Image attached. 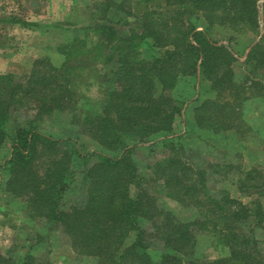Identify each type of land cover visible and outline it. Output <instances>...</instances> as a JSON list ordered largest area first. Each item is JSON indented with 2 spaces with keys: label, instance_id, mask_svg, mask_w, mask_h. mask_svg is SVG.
<instances>
[{
  "label": "trees",
  "instance_id": "trees-1",
  "mask_svg": "<svg viewBox=\"0 0 264 264\" xmlns=\"http://www.w3.org/2000/svg\"><path fill=\"white\" fill-rule=\"evenodd\" d=\"M260 1L104 0L99 21L81 28L83 37L57 48L64 56L60 66L40 57L24 78L0 75V149L9 148L4 190L22 199L31 217L61 231L76 254L94 258L96 264H264L257 243L241 232L250 207L226 193L220 198L211 194L205 171L189 155L193 149L172 140L182 108L167 93L180 80L192 78L207 95L193 110L199 130L219 137L222 132L240 135L249 130L243 104L251 92L258 95L263 88L258 77L264 72ZM111 10L134 17L137 26L123 30L122 21L109 16ZM0 23L38 26L14 15L0 18ZM215 26L256 36L241 63V80L230 47L209 37ZM91 31L97 39L92 44ZM145 48L149 59L143 55ZM90 62L100 89L94 99L83 92L92 84L83 80ZM67 113L77 132L112 155L92 156L95 161L82 173V196L68 209L63 201L75 176V150L69 140L42 134L39 127ZM158 136H164L159 145L164 156L147 162L151 177L145 180L133 155L139 145ZM256 174L245 172L240 186L264 193V182H256ZM156 180L167 198L198 212L192 223L175 222L168 215L167 234L156 224L144 226L153 221L156 209L143 184ZM263 214L258 205L259 222ZM196 231L214 234L229 255L207 261L192 257ZM153 240L164 241L166 251L159 258L151 252ZM19 260L0 255V264H35L31 253Z\"/></svg>",
  "mask_w": 264,
  "mask_h": 264
},
{
  "label": "rangeland",
  "instance_id": "rangeland-1",
  "mask_svg": "<svg viewBox=\"0 0 264 264\" xmlns=\"http://www.w3.org/2000/svg\"><path fill=\"white\" fill-rule=\"evenodd\" d=\"M103 2L104 0H0V18L14 15L38 24L37 27L25 28L0 23V62L2 59L16 60V63L7 67L11 72L6 74L12 73L18 78H24L30 74L37 58L51 56V53L55 51L52 50V44L56 39L51 32L59 28L58 23L75 24L74 22L77 21L75 13L83 16V19H80L81 23L90 20V23L77 24L78 29H75L74 36L83 37L84 32L80 29L99 21L98 18L102 14L100 5ZM263 3L264 0H261L259 4ZM69 13L68 18L63 17ZM109 16L114 21L121 20L119 26L123 30L137 26L134 17L127 18L123 13L111 10ZM209 34L212 41L230 47L231 52L238 59L234 71L241 80L244 75V66L241 63L245 61L246 54L256 40V36L251 32L236 34L231 29L220 26L212 28ZM95 37L91 31L90 44L96 43ZM143 55L147 59L151 57L147 48L144 49ZM24 56L38 57L30 65L28 61L24 64ZM53 61L57 62L55 59ZM93 65H95L93 62L88 64L89 70L83 76V80L92 83L89 91L83 89L87 97L92 99L100 95L99 83L94 78ZM98 68H100L99 65ZM4 69L0 66V71ZM258 77L262 81L263 88L258 95H256L258 91L251 92L250 98L243 104V118L249 130L240 135L234 132H222V136L219 137L213 131L199 130L195 126L193 110L207 95L203 94L202 87L197 89V81L192 78L180 80L178 86L167 93L182 108L181 114L176 116L172 140L176 143H185V146L193 149L189 155L195 158L197 168L205 171L206 184L211 189V194L220 198L226 193L234 200L250 207L251 216L241 222V232L250 235L257 243L260 252L264 253V219L259 222L260 217H256L258 205L264 213L263 189L242 188L239 183L248 171L257 173L256 182L260 184L264 182V72ZM67 114H57L54 119L42 121L39 127L42 134L69 140V148L75 150L77 154V156L74 154L72 164L75 174L73 183L63 201L68 209L82 196V173L95 161V157L92 156L100 153L111 155V153L104 152L103 148L90 137L77 132V126L70 124L72 115ZM24 117L21 116V122L28 118V115ZM163 139L164 136L154 137L145 145H139L134 152L133 158L137 169L145 180L151 177L150 170L146 167L147 162L159 160L164 156L165 150L159 146ZM8 158L9 148L3 147L0 149V255L21 260L25 254L31 253L35 257V264H96V259L76 254L71 249L68 238L61 231L53 229L42 219L31 217L26 209V203L4 190L7 179L5 163ZM148 183L143 185L147 188V194L151 196L156 211H153V221L145 223V227L156 224L167 234L168 228H165V224H168L170 218L185 224L192 223L197 218L198 212L195 209L182 207L167 198L160 181ZM164 246V241H152L151 252L155 258H159L160 254L166 251ZM192 246L190 255L202 261L219 259L230 253L227 247L218 244L216 236L211 233L196 231Z\"/></svg>",
  "mask_w": 264,
  "mask_h": 264
},
{
  "label": "crops",
  "instance_id": "crops-1",
  "mask_svg": "<svg viewBox=\"0 0 264 264\" xmlns=\"http://www.w3.org/2000/svg\"><path fill=\"white\" fill-rule=\"evenodd\" d=\"M78 9V8H77ZM68 13V12H67ZM76 14V19L77 21H75L74 23L75 24H72L71 22H63V23H58V29L57 30H54L51 32L52 35H55L56 36V39H54V44H52V50H55L53 53H51V56H47L48 58H50L52 64H54L55 66H60L63 61H64V56L60 53L57 52V48L61 45H64V44H68L70 42L73 41V39L76 37V35L74 36V32H75V29L77 28L78 29V26L77 24H83L84 22L86 23H90V20L89 22L87 21H83L82 23L80 22V19H83V16H79L77 13ZM70 13L69 14H65L63 17H69ZM87 19V18H86ZM47 31V30H46ZM38 56H34L33 58L31 56H24V64L26 63L25 61H28L30 62V65L32 64V61L37 58ZM53 59H55L57 62H54ZM14 63H16V60H13V59H2L1 62H0V66L1 68L3 69V67L5 68L4 70L0 71V75H4L8 72H11L10 69L8 70V66H11L13 65Z\"/></svg>",
  "mask_w": 264,
  "mask_h": 264
}]
</instances>
